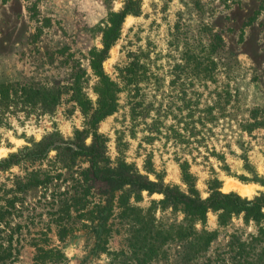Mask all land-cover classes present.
I'll return each mask as SVG.
<instances>
[{
    "label": "rangeland",
    "instance_id": "rangeland-1",
    "mask_svg": "<svg viewBox=\"0 0 264 264\" xmlns=\"http://www.w3.org/2000/svg\"><path fill=\"white\" fill-rule=\"evenodd\" d=\"M262 1L140 0L139 13L125 16L102 62L118 88L116 110L96 125L113 163L123 159L150 180L182 190L184 165L202 198L214 186L248 199L264 192V10L256 13ZM122 6V0H0V83L60 92L48 111L23 98L0 107V159L22 155L19 164L0 170V264H36L34 239L60 248L62 264L251 263L264 248V238L254 239L264 222L240 213L221 226L208 211L194 226L215 236L185 260L188 242L173 232L183 213L160 208L152 200L162 194L146 190L130 197L123 217L121 208L110 211L104 250L93 249L94 237L82 226L90 222L75 211L73 230L63 239L56 235L62 201L79 194L94 210L96 189L82 194V159L65 167L54 160V149L39 159L27 151L48 136L68 142L88 128L74 98L80 94L96 105L89 51L102 47L109 13ZM33 172L49 181L16 188ZM227 182L251 185L253 192L241 195ZM13 197L14 207H6ZM147 217L165 239L144 263L148 247L136 219Z\"/></svg>",
    "mask_w": 264,
    "mask_h": 264
},
{
    "label": "trees",
    "instance_id": "trees-1",
    "mask_svg": "<svg viewBox=\"0 0 264 264\" xmlns=\"http://www.w3.org/2000/svg\"><path fill=\"white\" fill-rule=\"evenodd\" d=\"M123 6L118 11H110L106 25L102 30L101 48L93 47L89 51V66L97 77L95 87L97 93L96 105L90 106L88 100L80 94L75 96V101L82 108V112L87 117L88 128L76 130L74 139L68 142L56 140L53 136H48L39 141L36 149L27 151L32 155V159L46 157L51 149L56 152L54 160L62 166H71L76 164L78 159H82L87 165L80 170V186L82 194L87 195L90 187L96 189L98 197L93 206L94 210L86 207V203H81L79 194L68 196L62 201V210L58 213L55 221L56 235L63 239L73 230V221L69 222L72 212L75 216H85L90 224L83 223L82 226L88 227L94 237V247H100L106 243V236L109 233L107 224L110 211L113 207L121 208V216L125 215L128 209L130 197L138 199L142 190L149 194L158 192L162 198L152 200L160 208H172L183 213L182 223L176 225L174 235L177 239L185 240L188 243L184 258L189 259L199 251L205 249L215 236V231L202 230L198 233L195 229V222H205L208 211L215 213L219 225H225L233 215L243 213L245 219L251 218L257 222H264V192L261 195L248 199L234 192H222L218 186L210 188L208 196L202 198L195 186L194 177L187 171L186 166L181 165L182 181L186 184V189L182 190L178 185L164 184L162 181L150 180L142 174L134 165L127 163L123 159H118L113 163L106 152V139L98 133L96 125L106 116L116 110V94L118 88L116 83L110 79L102 68V62L107 57L111 45L118 39L121 31V25L126 15H137L140 11V0H122ZM264 10V1L258 6L256 13ZM218 37L214 36L213 40ZM16 83H0V107H8L17 98L30 100L39 105L43 110L48 111L54 107L60 98L58 89L46 88L43 86H21L17 90ZM20 91L21 95H17ZM264 113V110H263ZM89 135L91 141L89 144L84 142L85 136ZM22 155L12 153L7 157L0 159V170H7L15 164H19ZM50 177H40L35 172L27 177L25 181H18L16 188L23 189L29 186H39ZM16 191V190H15ZM83 208L79 210L78 205ZM14 197L7 201L6 207H14ZM54 214H57L54 213ZM141 223L143 241L147 242L148 251L145 252L144 263L151 259V255L156 252V243L158 240H164L165 234L162 230L154 228L150 218ZM95 221V222H94ZM105 236V240H104ZM259 237V238H258ZM264 238V224L258 227V234L254 236L255 240ZM33 261L36 264H62L66 259L64 252L57 246L41 244L38 239H34ZM102 242V243H101ZM101 243V244H100ZM187 246V245H186ZM104 250L105 246H101ZM248 264H264V248L261 249L254 260Z\"/></svg>",
    "mask_w": 264,
    "mask_h": 264
},
{
    "label": "bare ground",
    "instance_id": "bare-ground-1",
    "mask_svg": "<svg viewBox=\"0 0 264 264\" xmlns=\"http://www.w3.org/2000/svg\"><path fill=\"white\" fill-rule=\"evenodd\" d=\"M226 188H235L239 191L241 195H244V196H249L253 192L251 185H243V184L234 183V182H227Z\"/></svg>",
    "mask_w": 264,
    "mask_h": 264
}]
</instances>
